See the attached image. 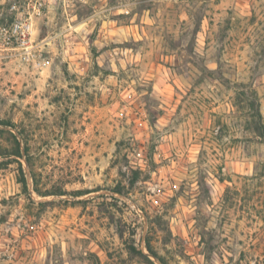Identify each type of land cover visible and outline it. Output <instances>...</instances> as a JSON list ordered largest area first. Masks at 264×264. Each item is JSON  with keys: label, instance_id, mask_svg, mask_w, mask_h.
<instances>
[{"label": "rangeland", "instance_id": "rangeland-1", "mask_svg": "<svg viewBox=\"0 0 264 264\" xmlns=\"http://www.w3.org/2000/svg\"><path fill=\"white\" fill-rule=\"evenodd\" d=\"M20 3L0 0V264H264L243 108L255 90L264 123V0H51L40 70L2 44Z\"/></svg>", "mask_w": 264, "mask_h": 264}, {"label": "built area", "instance_id": "built-area-1", "mask_svg": "<svg viewBox=\"0 0 264 264\" xmlns=\"http://www.w3.org/2000/svg\"><path fill=\"white\" fill-rule=\"evenodd\" d=\"M51 0H21L14 4V17L9 27L1 32L5 50L34 69H43L47 65L44 58L45 41L37 35V20L41 19L49 8Z\"/></svg>", "mask_w": 264, "mask_h": 264}, {"label": "trees", "instance_id": "trees-1", "mask_svg": "<svg viewBox=\"0 0 264 264\" xmlns=\"http://www.w3.org/2000/svg\"><path fill=\"white\" fill-rule=\"evenodd\" d=\"M248 98H249V101L247 102V104L245 106H243V108H245L247 110L246 113L248 116L250 127L260 138L264 139V123H263L262 113L260 110V101H259L258 93L255 90H252L251 93L248 95ZM240 100H242V99L240 98ZM0 124L5 125V126H11V127L15 126L13 123L5 122V121L0 122ZM15 142H16L15 150L13 151V153L11 155L21 157L20 145H19V142L16 138H15ZM138 179H139V173L135 172L134 177L132 179V184L134 182H136ZM21 182L26 187V179H25L24 175H23V179ZM115 191L119 192L120 194H124L126 196H129V192L126 191L125 188H122L120 186ZM79 194L81 195L84 193L79 192ZM123 228H124V226L119 222L118 223V233H119L121 238H124V236H125V230ZM131 236L132 237L135 236V231L131 232ZM127 245H128L127 251L130 255H139L141 257H145L144 254H142V252L140 250H138L135 243H131V242L128 243L127 242ZM146 248L150 253H153L154 255L158 256V254L154 251V249H153V247L149 241L146 243Z\"/></svg>", "mask_w": 264, "mask_h": 264}, {"label": "water", "instance_id": "water-1", "mask_svg": "<svg viewBox=\"0 0 264 264\" xmlns=\"http://www.w3.org/2000/svg\"><path fill=\"white\" fill-rule=\"evenodd\" d=\"M126 199V198H125Z\"/></svg>", "mask_w": 264, "mask_h": 264}]
</instances>
